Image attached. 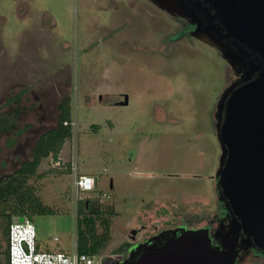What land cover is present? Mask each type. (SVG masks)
Returning a JSON list of instances; mask_svg holds the SVG:
<instances>
[{"label": "rangeland", "instance_id": "1", "mask_svg": "<svg viewBox=\"0 0 264 264\" xmlns=\"http://www.w3.org/2000/svg\"><path fill=\"white\" fill-rule=\"evenodd\" d=\"M180 27L148 0H0V175L29 156L56 125L61 101L72 99L65 171L30 181L55 210L32 221L43 248L72 250L77 241V204L87 193L78 198L74 168L98 180L91 196L104 193L103 205L117 212L99 259L160 231L210 229L218 106L235 75L217 49L174 41ZM125 95L129 105L118 106ZM56 166L48 158L39 171ZM3 240L1 231L0 253ZM237 261L264 264L249 251Z\"/></svg>", "mask_w": 264, "mask_h": 264}, {"label": "water", "instance_id": "2", "mask_svg": "<svg viewBox=\"0 0 264 264\" xmlns=\"http://www.w3.org/2000/svg\"><path fill=\"white\" fill-rule=\"evenodd\" d=\"M149 1L188 21L192 38L239 70L218 106L216 179L227 226L219 246L206 229L161 232L119 264H236L242 251L264 255V0ZM117 105L128 106V96Z\"/></svg>", "mask_w": 264, "mask_h": 264}, {"label": "trees", "instance_id": "3", "mask_svg": "<svg viewBox=\"0 0 264 264\" xmlns=\"http://www.w3.org/2000/svg\"><path fill=\"white\" fill-rule=\"evenodd\" d=\"M183 35L182 33L180 36ZM24 93L22 91L18 96L10 99L9 104L18 102ZM4 122V119H0L1 125ZM73 135L72 99L71 97H65L58 106L56 125L40 133L30 149L29 156L14 170L0 175V232L2 231L3 241L6 242V248L0 254L6 258L4 264H8V235L14 220L24 217L33 221L37 216L55 213L52 207L44 204L35 187L30 184V181L61 174L65 171L61 170L60 167L62 166L60 154L66 142ZM10 143L13 144L14 142L10 141ZM48 158H52L60 165L46 173H39L42 161ZM67 166L71 170V165ZM103 197L104 193L97 195V197H86L79 200L77 204L76 238L80 254L98 258L102 249L111 239L112 220L117 215V212L114 208L103 205ZM99 228L102 230L101 232H99ZM0 247H2L1 244ZM255 254L264 258V255L260 253L255 252ZM236 264H238V261Z\"/></svg>", "mask_w": 264, "mask_h": 264}, {"label": "built area", "instance_id": "4", "mask_svg": "<svg viewBox=\"0 0 264 264\" xmlns=\"http://www.w3.org/2000/svg\"><path fill=\"white\" fill-rule=\"evenodd\" d=\"M67 124V123H66ZM57 166L60 163H56ZM75 171V187L77 196L80 199V192L87 193L86 197H91V193L96 191V179L84 175H79L78 169ZM105 197V194H104ZM59 242L58 238H54ZM122 262V261H121ZM8 264H106L105 258L99 259L95 256L80 254L78 252L77 241L75 240L72 250H54L43 248L34 223L26 219L24 222H13L8 235Z\"/></svg>", "mask_w": 264, "mask_h": 264}, {"label": "flooded vegetation", "instance_id": "5", "mask_svg": "<svg viewBox=\"0 0 264 264\" xmlns=\"http://www.w3.org/2000/svg\"><path fill=\"white\" fill-rule=\"evenodd\" d=\"M174 19L176 20V18H174ZM177 21H179V23H180L181 30L177 33H174V36H171V37H174V41L182 40V39H192L191 32L193 30V27L189 24V22L186 20H183V19H177ZM182 33L184 35L180 36ZM231 69L234 71L233 73L235 75V79H234L235 81L233 83H236L240 80V74L238 73L239 70L236 71L233 68H231ZM217 202L218 203H217V207H216L215 216L209 221V222H211V226H210V229H208V230H209V233L212 237L213 244L219 246L221 244L220 238L225 234L226 226H227V224L225 223V221H226V210H225L224 204L220 201L219 192H218ZM167 231H169V230H167ZM161 232L162 231L153 234L152 236H150V238L148 237L143 242H140V243L141 244L146 243L149 239H151L152 237H154L155 235H157ZM136 234H137V232H136ZM136 234L131 233V235H130V238L133 241L136 240ZM216 240H218V241H216ZM216 242H219V244H216ZM140 243H138V244H140ZM247 252L242 251L240 253L239 258H241L243 255H245ZM249 252H252L254 255H256L255 254L256 251H249ZM130 253H131V251H130ZM130 253H129V255H130ZM127 254H128V252L127 253L115 252V253L109 254L107 256V258L105 259V263L106 264H119L121 261H123L129 257V255L127 257Z\"/></svg>", "mask_w": 264, "mask_h": 264}, {"label": "crops", "instance_id": "6", "mask_svg": "<svg viewBox=\"0 0 264 264\" xmlns=\"http://www.w3.org/2000/svg\"><path fill=\"white\" fill-rule=\"evenodd\" d=\"M62 153H63V151L61 152L60 156H62ZM60 160H61L62 162H64V159H63L62 157H60ZM39 173H42V172L39 171ZM78 173H79V175H84V176L92 177V176H90V175L80 174L79 170H78ZM97 186H98V180H96V187H97ZM111 188H112V187H111ZM97 189H98V188H97ZM48 248H52V247L48 246ZM52 249H53V248H52Z\"/></svg>", "mask_w": 264, "mask_h": 264}]
</instances>
